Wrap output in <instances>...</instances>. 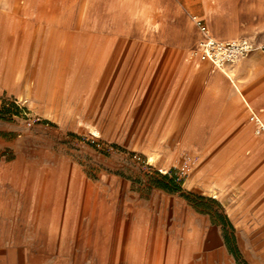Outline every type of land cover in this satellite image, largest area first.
Listing matches in <instances>:
<instances>
[{
  "label": "crops",
  "instance_id": "obj_1",
  "mask_svg": "<svg viewBox=\"0 0 264 264\" xmlns=\"http://www.w3.org/2000/svg\"><path fill=\"white\" fill-rule=\"evenodd\" d=\"M22 3L25 35L38 25L56 36L69 34L75 56L90 52L83 79L107 83L98 113L131 115L129 129L135 131L168 127V149L187 131L199 132L186 135L201 138L202 149L191 142L184 149L194 148L201 166L191 186L187 179L176 187L152 183V193L142 194L130 177L119 174L93 187L85 171L29 190L18 181L19 161L0 160V264H203L206 252L237 258L234 240L243 245L249 264H264V132L257 131L245 99L219 74L212 80L228 93L215 95L207 84L210 72L205 78L210 64L194 53L207 34L264 44V0ZM208 11L217 23L213 31ZM0 20L2 41L11 32L6 11H0ZM114 49L118 54L110 65ZM75 66L70 62L69 78L76 77ZM227 67L241 76L246 96L264 119V51L255 48ZM198 70L202 74L196 77ZM209 100L216 107L207 110ZM165 173L152 178H171ZM215 188L219 197L210 193ZM207 200L215 204L207 207Z\"/></svg>",
  "mask_w": 264,
  "mask_h": 264
},
{
  "label": "rangeland",
  "instance_id": "obj_2",
  "mask_svg": "<svg viewBox=\"0 0 264 264\" xmlns=\"http://www.w3.org/2000/svg\"><path fill=\"white\" fill-rule=\"evenodd\" d=\"M22 4V0H0V11H6L11 27L10 34L0 41V160L19 161L16 170L21 171L23 177L18 181L32 190L66 181L67 172L85 171L93 178V187H102L110 181V176L119 174L130 177L142 194L152 193V183L176 187L187 179L186 185L191 186L201 164L198 165L194 148H184L190 142L197 150L202 146L201 138L198 141L197 137L186 134H201L187 131L175 149H168L166 136L171 133L168 127L156 132L135 131L129 129L131 115L98 113L95 107L107 83L83 79L90 52L83 49L75 56L70 50L69 34L56 36L38 27L36 19L31 24L36 25L35 29L25 35L28 20L22 18ZM207 15L209 31H213L216 20L211 11ZM1 23L3 25L4 21L0 20V26ZM56 37H59L57 44ZM199 47L198 42L194 51L198 57ZM117 54L116 49L109 52L110 65L114 64ZM70 62H76L73 79L68 77ZM203 62L211 66L205 78L210 72L211 81L207 84L215 95L227 96L228 90L212 80L214 74H219L235 89L228 77L234 74L243 90V80L235 68H227L226 73L210 62ZM201 74L198 70L196 77ZM197 89L194 96L198 100ZM245 105L258 125L257 131L264 132L259 130L264 123L262 115L258 112L260 118L257 119L246 102ZM205 107L213 109L216 104L209 100ZM91 126L102 130L93 133ZM154 172H166V176L174 179L159 175L152 178ZM214 204L212 200L205 202L207 207ZM232 244L237 258L231 252H206L203 264H249L244 258L243 245L240 247L236 240Z\"/></svg>",
  "mask_w": 264,
  "mask_h": 264
},
{
  "label": "built area",
  "instance_id": "obj_3",
  "mask_svg": "<svg viewBox=\"0 0 264 264\" xmlns=\"http://www.w3.org/2000/svg\"><path fill=\"white\" fill-rule=\"evenodd\" d=\"M200 28L207 32V25L202 20H198ZM259 48L264 51V44L255 46L247 38L238 40H217L209 35H206L202 42L201 55L208 57L218 64L234 63L242 58L247 52ZM259 130H264V126L260 125Z\"/></svg>",
  "mask_w": 264,
  "mask_h": 264
},
{
  "label": "bare ground",
  "instance_id": "obj_4",
  "mask_svg": "<svg viewBox=\"0 0 264 264\" xmlns=\"http://www.w3.org/2000/svg\"><path fill=\"white\" fill-rule=\"evenodd\" d=\"M200 29V28H199ZM206 34V33H205ZM207 35H209V36H211L212 38H215L213 35H210V34H207ZM205 37H206V35L199 41V43H200V47H199V51H198V55H199V57H200V59L201 60H203V61H207V62H210V63H212L214 66H216V67H218V68H220V69H222L223 71H225L226 73H227V64H218L217 62H214V61H212L210 58H208V57H202V55H201V47H202V42H203V40L205 39ZM216 39V38H215ZM222 41H225V40H222ZM230 41V40H229ZM211 67V66H210ZM231 78L232 79H230L231 81H232V83L234 84L233 86H234V88L236 89V91L245 99V102L248 104V106L250 107V109L254 112L253 114H255L256 116H257V119H259L260 117H259V114H258V111H256L255 110V108L252 106V104L249 102V100L247 99V97H246V95H245V93H244V91L242 90V88H241V85H240V83L239 82H237L236 81V79H235V75L234 74H231ZM231 83V82H230ZM246 106V105H245ZM258 122V121H257ZM262 125V124H261ZM263 125H264V123H263ZM91 131L93 132V133H98L99 131H98V129L95 127V126H91ZM210 193H211V195L213 196V197H219L220 196V194L216 191V188H215V190H210Z\"/></svg>",
  "mask_w": 264,
  "mask_h": 264
}]
</instances>
